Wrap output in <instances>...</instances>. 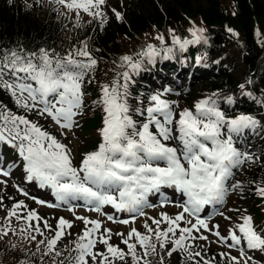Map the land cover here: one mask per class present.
<instances>
[{"label": "snow or ice", "instance_id": "obj_1", "mask_svg": "<svg viewBox=\"0 0 264 264\" xmlns=\"http://www.w3.org/2000/svg\"><path fill=\"white\" fill-rule=\"evenodd\" d=\"M54 3L74 11L77 21L81 19V11L98 20L101 28L108 19L102 8L105 0H54ZM113 11L117 20L121 19V13ZM188 31L192 38L182 39L169 29L170 45L166 44L163 35H159L156 37L160 41L159 47L149 44L135 56L121 57L120 67L125 70L117 73L111 84L102 86L100 103L105 113L100 130L102 142L97 150L83 156L79 167L73 166L69 149L43 126L0 105V143L10 146L18 156V160L10 161L6 166L0 159V176L11 178L16 171H21L25 183L50 191L55 201L49 203L33 198L36 203L48 207L67 206L69 211L83 206L106 216L111 222L125 225L145 216L147 208L173 204L182 211L174 217L166 213H161L160 219L148 217L155 229L147 223L144 225L148 233H154L161 252L171 244L168 256L179 252L186 264H214L212 259L206 258V252L194 251L187 243L207 240L205 235H193L203 229L229 249L239 251V257L231 256L230 252L218 254L227 264H264L249 255V252L264 255V232L253 227L252 217L243 215L238 218L242 223L233 221L227 235L222 234L218 224L210 227L208 222L217 214L232 221V217L217 206L224 203L234 170L246 161H254L253 154L241 151L235 145L243 143L246 130L255 131L264 126L252 115L229 117L221 104L233 105L235 101L232 96L222 97L219 93L200 99L194 105V112L184 109L176 119L171 102L163 98L170 91L167 88L149 94L146 105L138 98L144 105L136 109L137 114L144 117L142 123L129 115V85L134 83L133 76L143 69L145 62L155 64L158 59H172L177 51L183 53L189 46L208 43L205 29L193 25ZM228 32L237 35L230 28ZM202 59L198 57L197 63ZM97 63L87 42L80 47L74 46L66 54L44 47L36 51L23 46L11 52L0 49V90L10 94L17 109L35 112L61 129L72 130L78 127L75 118L84 108L82 86ZM239 88L243 96L264 107V94L254 96L244 84ZM0 183L6 185V181L0 180ZM15 187L21 194L28 195L26 189L19 185ZM239 188V182L232 185L233 190ZM253 191L258 198L264 199V181L257 183ZM152 197L157 203L152 202ZM3 203L0 197V206ZM26 207L24 201H17L6 219L23 220L25 228L20 231L29 233L25 239L36 241L37 235L44 237L36 243L37 252L46 245L41 255L54 252V264H65L60 259L61 251L55 249L65 229L72 227L71 221L61 217L53 228L44 220L43 228L54 233L49 238L40 227L42 218L35 210L24 213L22 210ZM105 207L113 209V214L104 212ZM209 207L214 211L205 215ZM117 214H128L129 218L120 219ZM185 214L189 219L185 220ZM75 219L83 221L85 229L75 244V255L66 258L67 264H89L88 258L91 264H114L125 259V252L110 243L111 230L100 232L99 220L81 216ZM182 221L184 227L180 226ZM162 223L167 227L162 229ZM7 231L4 226L3 234ZM32 232L35 234H30ZM133 238L136 243L130 242ZM121 243L127 246L133 264L140 261L135 251L137 243L144 249L145 256L149 249L153 253L157 251V244L149 242V236L135 228L128 232L126 239L122 238ZM98 244L104 245L105 250L94 251Z\"/></svg>", "mask_w": 264, "mask_h": 264}, {"label": "trees", "instance_id": "obj_2", "mask_svg": "<svg viewBox=\"0 0 264 264\" xmlns=\"http://www.w3.org/2000/svg\"><path fill=\"white\" fill-rule=\"evenodd\" d=\"M102 8L108 19L101 28L98 20H93L82 11L81 19L77 21L74 11L54 3V0H0V49L11 52L23 46L29 51H36L44 47L66 54L74 46L80 47L87 42L98 63L85 78L83 91L88 77L100 66L116 69L121 57L135 56L149 44L160 46L157 39L139 42L133 52L122 54L120 46L124 38H139L141 33L160 28L166 44L170 45L169 29L182 39H191L188 31L190 28L184 24V20L191 21L199 17L206 30L204 35L208 38V43L189 46L183 53L177 51L172 59H158L155 64L145 62L143 69L133 76L134 83L129 85V115L134 121L142 123L144 117L138 115L136 109L144 105L138 98L143 99L146 105L147 96L160 91L157 88H145L147 83H142L143 78L149 82L148 78L153 73L162 77L165 71L171 74L178 68L182 69L181 72L195 69V77L203 89V94L196 98L195 103L213 93H219L222 97L232 96L235 101L233 105L221 104L229 117L252 115L264 126V107L243 96L239 88V85L244 84L245 89L254 96L264 94V0H231L230 10L222 5L221 0H164L160 4L152 3L149 6L141 0H105ZM113 10L121 13V19L117 20ZM77 24L80 26L77 27ZM229 28L237 35L229 33ZM198 57H203L199 63ZM124 70L121 68L114 71L109 84L117 73ZM167 85L172 89L169 82ZM85 92L84 90V99ZM163 98L169 101L170 95L166 93ZM0 105L18 115H28L15 107L14 100L7 91L0 90ZM194 105L189 108L190 111H195ZM152 130L155 131L154 128ZM252 133L259 136V146L249 152L253 154L254 161L245 162L244 176L254 188L257 183L264 181V128L258 127L255 131L245 132L246 135ZM19 198L21 197L8 195L5 202L11 206ZM62 250L66 251V245ZM176 254L177 264H186L179 252ZM218 254L213 253L209 259L214 264H227L226 259Z\"/></svg>", "mask_w": 264, "mask_h": 264}, {"label": "rangeland", "instance_id": "obj_3", "mask_svg": "<svg viewBox=\"0 0 264 264\" xmlns=\"http://www.w3.org/2000/svg\"><path fill=\"white\" fill-rule=\"evenodd\" d=\"M146 6L154 4H160L164 0H141ZM200 1V0H199ZM204 1V0H201ZM222 5L230 10L231 0H221ZM184 24L192 28L193 25L197 28H204V25L199 17L193 18V20L188 21L184 20ZM170 28L171 25L169 24ZM161 35V29L155 28L153 30H148L144 33H141L139 38H124L121 42L120 53L129 54L138 47L139 42H151L156 40V37ZM120 63L116 64V69L110 66H100L98 70L88 77L87 85L83 88L85 90V99L83 111L75 118L78 124V127H74L72 130L61 129L58 125L52 122L50 119H45L43 116L38 115L35 112L28 113L27 118L36 122L38 125L43 126L44 130L48 131L50 134L54 135L61 143H63L70 151L71 157L73 160V166L79 167L80 162L84 155L97 150L99 144L102 142V137L100 130L103 127V118L105 113L103 112V106L100 103L102 95V86L104 84H109L110 79L114 76V71L121 69ZM181 68H178L174 73L164 72L162 77H159L156 74H152L148 78L149 82H146L143 78L142 83H147L146 87L150 89L157 88L160 91L167 88L170 89L167 85L169 82L172 86L167 95H170L169 102H171L175 110V118H179V113L184 110L191 108L196 98L203 94L202 85L198 81V78L195 77L194 70H185L182 74L183 79L177 81V75L181 71ZM173 72V71H171ZM199 72V71H197ZM91 81V82H89ZM148 85V86H147ZM84 99V100H85ZM197 103V102H196ZM143 117V116H142ZM254 133V132H253ZM245 135L243 143H237L235 146L241 151L250 152L252 149H255L259 146V136L257 134ZM0 159H3L5 166L14 160H18V156L14 149L8 146L5 143H0ZM245 165V164H244ZM242 165L239 169L234 170V178L229 181V191L225 196V200L222 206L219 207V210L224 212L227 216L232 217V221L225 220L220 215L211 216L209 219V226L213 224H218L220 226V231L223 235H227L228 230L232 227L233 221L237 223H242V219H238L243 215H248L253 218V227L258 232H264V199L258 198L253 191V187L249 184L244 173H246V168ZM0 180L6 181V185L0 183V197L4 200V205L0 206V264H54L52 254L47 256H42L41 253L44 250L42 246L40 252L36 250L37 241L43 239L37 235L36 241H31L30 239H25L24 236L29 234L27 230L21 232L22 228H25V223L23 220L18 221L15 217L7 218V210L12 209V205L8 206L6 204V197L8 195L19 196V200L24 201L27 206L22 211L26 213L28 210H35L38 215L42 218L40 223L41 229L45 232V235L49 238L54 235L53 232H49L47 229L43 228V221L47 220L50 225L55 227L59 218L63 217L68 221H71L72 227L70 229H65L64 234L60 241H58L56 249L61 251L60 259L65 261L67 264L66 258L71 254L75 255V244L79 242V236L82 234L85 229L83 221L75 219L76 216L86 217L88 219H95L101 222L100 232L102 233L104 229H110V243L114 246L121 248L125 252V259L123 261H116L114 264H133L131 253L128 252L127 246L121 243L122 238L126 239L127 234L133 228H135L142 235L149 236V242L157 244V251L153 253L149 249V254L145 256L144 249H142L139 244H136V254L140 257L139 264H161V256L163 257V264H177V254L174 253L171 256H168V250L171 249L172 245L168 244L164 252L159 250V242L155 240L154 233H148L147 229L144 227L147 223L150 227L155 229V225L152 224V220L148 217L160 219L161 213H166L169 216H175L176 214L182 211L181 208L174 206L173 204H168L166 206H157L154 208L145 209V216L137 217L134 222L129 224H121L111 222L107 219L106 216L101 215L100 213L89 211L87 208L81 206L76 207L72 211L67 209V206L61 207H48L47 204H38L35 202V199H40L47 201L49 203H55L54 197L51 196L50 191L40 189L38 186H35L30 183H25L23 179V174L21 171H16L13 177H3L0 176ZM239 182L241 188L232 189V185ZM15 185L27 190L28 195L25 196L18 191ZM170 191V190H168ZM153 203H157L155 197L150 198ZM174 199H179L175 197ZM229 209L239 211H229ZM108 214H113V211L109 207H105L103 210ZM214 209L209 207L206 210L205 215L213 212ZM120 219L129 218L128 214H117ZM189 219L187 214H185V220ZM194 222V220H193ZM36 222H32V226L35 227ZM4 226H7V234L4 235L2 229ZM181 227H184L185 224L182 221ZM90 227V225H89ZM167 227L166 224L162 223L161 228ZM117 233L123 234L117 235ZM30 234H35L34 232ZM179 233L177 232V235ZM99 235V233H98ZM193 235H205L207 240H194L188 241L192 245V250L206 252V258H210L213 253H229L231 256L239 257L240 253L236 249H229L224 244L220 243L218 238L212 235L210 232H205L203 229L201 232H194ZM98 238V237H97ZM131 243H136V241L131 240ZM230 243V241H229ZM66 245V251L62 250V247ZM54 250V251H55ZM105 246L98 244L94 251H104ZM214 251V252H213ZM249 255H254L255 259L261 262H264V255L260 253L249 252ZM89 264L91 263L90 258ZM198 259V258H197Z\"/></svg>", "mask_w": 264, "mask_h": 264}, {"label": "bare ground", "instance_id": "obj_4", "mask_svg": "<svg viewBox=\"0 0 264 264\" xmlns=\"http://www.w3.org/2000/svg\"><path fill=\"white\" fill-rule=\"evenodd\" d=\"M181 79H183V77H182V72L180 71L177 75V81L179 82L181 81Z\"/></svg>", "mask_w": 264, "mask_h": 264}]
</instances>
